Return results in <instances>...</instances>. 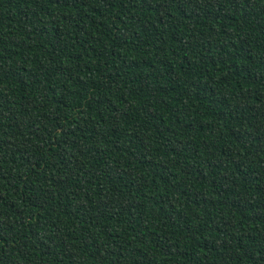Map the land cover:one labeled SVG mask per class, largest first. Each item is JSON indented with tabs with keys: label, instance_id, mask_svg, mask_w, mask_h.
Masks as SVG:
<instances>
[{
	"label": "trees",
	"instance_id": "16d2710c",
	"mask_svg": "<svg viewBox=\"0 0 264 264\" xmlns=\"http://www.w3.org/2000/svg\"><path fill=\"white\" fill-rule=\"evenodd\" d=\"M0 264H264V0H0Z\"/></svg>",
	"mask_w": 264,
	"mask_h": 264
}]
</instances>
